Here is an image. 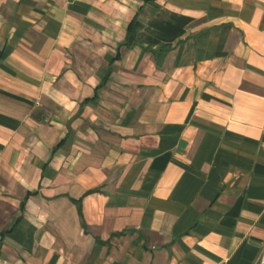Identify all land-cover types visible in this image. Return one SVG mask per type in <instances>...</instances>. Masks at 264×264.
<instances>
[{"label": "crops", "instance_id": "crops-1", "mask_svg": "<svg viewBox=\"0 0 264 264\" xmlns=\"http://www.w3.org/2000/svg\"><path fill=\"white\" fill-rule=\"evenodd\" d=\"M262 253L264 0H0V264Z\"/></svg>", "mask_w": 264, "mask_h": 264}, {"label": "built area", "instance_id": "built-area-1", "mask_svg": "<svg viewBox=\"0 0 264 264\" xmlns=\"http://www.w3.org/2000/svg\"><path fill=\"white\" fill-rule=\"evenodd\" d=\"M259 264H264V253L260 257Z\"/></svg>", "mask_w": 264, "mask_h": 264}, {"label": "trees", "instance_id": "trees-1", "mask_svg": "<svg viewBox=\"0 0 264 264\" xmlns=\"http://www.w3.org/2000/svg\"><path fill=\"white\" fill-rule=\"evenodd\" d=\"M131 29V23L129 24V26H128V31Z\"/></svg>", "mask_w": 264, "mask_h": 264}]
</instances>
